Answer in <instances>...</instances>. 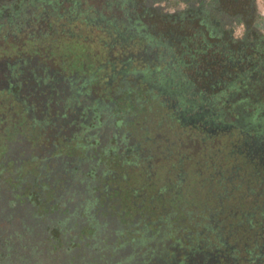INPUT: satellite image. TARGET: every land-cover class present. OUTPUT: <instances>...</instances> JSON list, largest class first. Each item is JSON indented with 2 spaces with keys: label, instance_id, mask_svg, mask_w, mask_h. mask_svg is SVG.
Segmentation results:
<instances>
[{
  "label": "flooded vegetation",
  "instance_id": "af4514ba",
  "mask_svg": "<svg viewBox=\"0 0 264 264\" xmlns=\"http://www.w3.org/2000/svg\"><path fill=\"white\" fill-rule=\"evenodd\" d=\"M114 1L92 72L39 32L0 38V264H263L216 195L210 136L232 119L198 108L187 52L142 12L187 2L237 43L264 35L260 0Z\"/></svg>",
  "mask_w": 264,
  "mask_h": 264
},
{
  "label": "trees",
  "instance_id": "16d2710c",
  "mask_svg": "<svg viewBox=\"0 0 264 264\" xmlns=\"http://www.w3.org/2000/svg\"><path fill=\"white\" fill-rule=\"evenodd\" d=\"M94 1L90 4L82 0H0V38L6 39L8 44L9 33L33 30L54 43L61 36L81 35L79 31L86 27L104 36L103 30L108 29V25L101 20L106 13L112 14L118 4L114 0ZM184 4L180 16L167 17L176 21H198L208 37L218 42L213 45L203 35L199 44L190 40V36H184L187 42H179V47L187 52L178 59L183 66L181 77L195 94L198 108L219 113L221 119L226 118V125L228 115L232 119L227 132L221 130L210 136V142L216 143L211 163L215 183L220 185L216 195L222 196L225 206L232 209L227 212H230L229 227L233 235L245 238L248 250L262 255L264 264V35L257 34V38L235 43L228 33L212 24L208 10ZM142 12L146 13L147 24L155 17L163 19L155 10ZM149 27L152 28L150 23ZM157 36L164 37L161 32ZM101 44L105 45L103 40ZM211 48L216 49L209 52ZM217 54L225 57L219 75L215 74L212 60ZM196 77L206 80L205 89L196 84ZM170 106L162 102L157 108Z\"/></svg>",
  "mask_w": 264,
  "mask_h": 264
},
{
  "label": "rangeland",
  "instance_id": "374dc122",
  "mask_svg": "<svg viewBox=\"0 0 264 264\" xmlns=\"http://www.w3.org/2000/svg\"><path fill=\"white\" fill-rule=\"evenodd\" d=\"M83 2L88 3H95L94 0H82ZM69 5L71 1H68ZM121 4V3H120ZM119 4V5H120ZM16 6V5H15ZM127 8L126 4H123L122 7L116 8L113 13H106L105 15H109V17L112 19L111 15L120 13V17L123 15L124 8ZM123 8V9H122ZM161 15H163V19L159 17H155L149 20L150 23V35L157 36L158 32H161L165 38V40L172 41L171 44L173 46H179V42H187L184 39V36L188 35L190 36V40H193L194 42L197 41V43L202 44V36H207V39H209V42L213 45H217L216 40L211 39L208 37L206 33V29L202 26H200L198 21H176L175 19L168 16V12H161ZM258 15L260 17V9L258 10ZM108 17V18H109ZM109 18V20H110ZM263 18V17H262ZM113 19H116L114 17ZM148 23V25H149ZM91 27L82 28L79 33L81 34L80 39L76 38H69L65 39L64 37H59L60 39L56 42H54V46L51 49L52 55L61 58L63 60V66H77L80 67L87 72H92L95 70V68L98 65V62L101 60L100 55L104 51L101 41L103 40V36L101 33L96 31H91ZM75 31V30H73ZM76 32V31H75ZM164 32V33H163ZM243 30L237 31V36L241 37ZM28 33V32H26ZM155 33V34H154ZM197 37H196V36ZM228 44V43H226ZM224 44V45H226ZM216 47V46H214ZM217 48V47H216ZM216 48L209 49V52H214ZM218 49V48H217ZM224 50V49H223ZM222 51V50H221ZM208 59V57H207ZM213 63L215 66V74L219 75L221 72V64L225 61V57L221 56L220 54L213 55ZM211 58L208 59V61H212ZM244 64V63H243ZM245 65V64H244ZM247 67V65H245ZM248 68V67H247ZM196 84L203 89L206 88V80L202 78H194ZM225 79H228L225 77Z\"/></svg>",
  "mask_w": 264,
  "mask_h": 264
},
{
  "label": "built area",
  "instance_id": "2783aa9c",
  "mask_svg": "<svg viewBox=\"0 0 264 264\" xmlns=\"http://www.w3.org/2000/svg\"><path fill=\"white\" fill-rule=\"evenodd\" d=\"M165 4V3H164ZM180 8H182L183 10L185 9V4L183 2H181L179 4ZM259 6H260V14L261 16L264 18V0H260V3H259Z\"/></svg>",
  "mask_w": 264,
  "mask_h": 264
},
{
  "label": "crops",
  "instance_id": "0c3cea01",
  "mask_svg": "<svg viewBox=\"0 0 264 264\" xmlns=\"http://www.w3.org/2000/svg\"><path fill=\"white\" fill-rule=\"evenodd\" d=\"M229 0H226V2L228 3Z\"/></svg>",
  "mask_w": 264,
  "mask_h": 264
}]
</instances>
